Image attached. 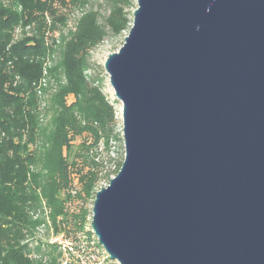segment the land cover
<instances>
[{"label": "water", "instance_id": "obj_1", "mask_svg": "<svg viewBox=\"0 0 264 264\" xmlns=\"http://www.w3.org/2000/svg\"><path fill=\"white\" fill-rule=\"evenodd\" d=\"M102 67L124 158L90 234L116 264H264V0H136Z\"/></svg>", "mask_w": 264, "mask_h": 264}, {"label": "trees", "instance_id": "obj_2", "mask_svg": "<svg viewBox=\"0 0 264 264\" xmlns=\"http://www.w3.org/2000/svg\"><path fill=\"white\" fill-rule=\"evenodd\" d=\"M134 2L0 0V264H61L57 245L33 243L37 230L82 229L98 184L118 173L122 131L87 73L96 47L127 35ZM99 141L121 149L111 168Z\"/></svg>", "mask_w": 264, "mask_h": 264}, {"label": "rangeland", "instance_id": "obj_3", "mask_svg": "<svg viewBox=\"0 0 264 264\" xmlns=\"http://www.w3.org/2000/svg\"><path fill=\"white\" fill-rule=\"evenodd\" d=\"M136 9V2L133 3L132 11ZM126 33L123 34L122 38H107L96 47L90 53V70L87 74L94 75L98 78L99 84L101 85V91L110 105L114 107L115 120L111 123L110 127L112 132L121 134V105L116 101L113 95V91L109 85V78L103 70V63L106 57L114 52H117L121 44H123L124 37ZM72 99H69V102ZM80 140L77 139L73 142V150L76 149ZM74 152V151H73ZM94 153L97 154L99 161L102 162L103 168H111L112 162L109 163V159L119 161L121 158V149L115 142L110 141L107 145L103 141H99L95 148ZM108 184L105 182H100L97 186V191L101 188L106 187ZM74 197V195L72 194ZM77 203H75L73 210L76 208ZM90 221L91 216H88L86 223L82 229L69 228L64 234L56 235L51 227L41 226L33 239V243H39L42 247L47 249L52 245H57L59 248H55L56 251L59 249L61 251V264H116L113 262L105 261L107 258L103 254L100 247H96V242L94 237L90 233ZM94 245V246H93ZM60 261V260H59Z\"/></svg>", "mask_w": 264, "mask_h": 264}, {"label": "built area", "instance_id": "obj_4", "mask_svg": "<svg viewBox=\"0 0 264 264\" xmlns=\"http://www.w3.org/2000/svg\"><path fill=\"white\" fill-rule=\"evenodd\" d=\"M107 260V259H106Z\"/></svg>", "mask_w": 264, "mask_h": 264}]
</instances>
